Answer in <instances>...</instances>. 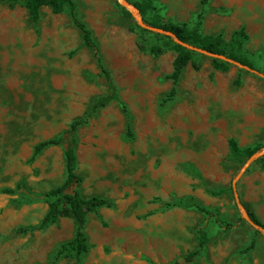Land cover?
Returning <instances> with one entry per match:
<instances>
[{
	"label": "rangeland",
	"instance_id": "374dc122",
	"mask_svg": "<svg viewBox=\"0 0 264 264\" xmlns=\"http://www.w3.org/2000/svg\"><path fill=\"white\" fill-rule=\"evenodd\" d=\"M73 1L117 96L77 130L81 195L114 201L87 215L89 249L78 264H184L199 229L206 243L193 264H264V237L234 199L231 183L242 164L227 144L230 137L241 147L264 144V0H151L147 20L157 14L161 23L192 27L201 13L204 35L220 34L228 42L241 27L248 34L242 55L252 71L231 63L226 71L214 70L211 57L194 54L170 97L175 53L137 48L162 44L156 32L140 33L116 0ZM100 75L67 12L42 7L34 23L24 6L0 3V264H76L72 258L53 262L74 234L71 218L21 229L37 225L46 212L35 195L64 179L62 147L49 145L33 157L34 146L57 137L106 93ZM20 181L25 190L3 192ZM236 188L241 203L264 223L259 162L247 167ZM183 197L218 209L232 227H220L194 207L169 205ZM252 237L256 246L244 251Z\"/></svg>",
	"mask_w": 264,
	"mask_h": 264
},
{
	"label": "trees",
	"instance_id": "16d2710c",
	"mask_svg": "<svg viewBox=\"0 0 264 264\" xmlns=\"http://www.w3.org/2000/svg\"><path fill=\"white\" fill-rule=\"evenodd\" d=\"M0 3H6L11 7L16 4L24 6L30 19L34 23L39 21L42 7H49L51 12L55 14L67 12L72 23L81 31L82 45L93 50L97 64L100 67V82L105 86L106 93L97 98L92 107L84 114L83 117L71 120L67 128L62 130L57 137L40 141L33 148L34 157L49 145H60L62 147L64 157V179L61 184L50 188L43 193L35 195V197L41 198L47 204L46 212L37 225L21 229L23 231H32L54 224L61 217L71 218L75 225L74 234L70 239L63 241L60 244L54 255L53 262H57L61 258H72L75 259L76 264H78L81 255L86 253L89 249L85 230L87 215L89 213L96 212V210L101 207H113L114 201L110 198L98 195H92L88 198L81 195L80 185L83 178L77 172V130L79 126L88 122L96 110L106 106L117 98L115 86L109 71L102 63L98 46L92 38L90 30L82 21L79 20L77 16L76 6L73 0H0ZM132 3L138 8L144 22L147 24L172 31L184 42L191 43L211 52L224 54L235 61L251 67L248 59L242 55L243 43L248 39V34L245 32L243 27L235 30L232 33L230 40L226 42L220 34L204 35L200 32L202 18L201 13L197 15V20L192 27L188 26L186 23H161L157 14H152L149 20L144 18V15L148 10L154 9L151 0H135ZM122 10L126 16H130V13L124 7H122ZM135 25L140 33L151 32L137 24ZM154 34L163 40L162 44L151 43L148 46H144L141 43H137V48L140 50H146L152 55H159L165 49L172 50L175 53L172 60V70L168 74V78L172 81V87L168 94V97H170L174 93L175 85L179 81L185 67L189 64V62H191L193 55L198 54V52L186 49L182 45L177 44L170 36L159 33ZM211 65L214 70L226 71L228 70L230 63L220 59L211 58ZM195 68L198 67L195 66ZM234 84H240V75L236 76ZM227 144L231 156L235 158L239 164H243L252 153L260 149L263 145L262 143H256L253 146L241 147L234 137H230L227 140ZM256 161L260 163L261 169L264 170V155ZM22 189L25 190L26 186L23 181H20L16 184L15 188H6L3 192L13 194L15 191ZM221 192V190L212 191V194L217 195ZM242 204L247 210L251 220L264 228V223L259 220L256 214L251 211L246 204ZM169 205L194 207L206 216L213 217L215 222L220 227H232V224L224 223L220 220L218 209L201 206L197 204L192 197L176 199ZM254 230L255 232H259L256 229ZM205 243L206 234L202 229H199L197 233V245L193 250L184 256V264H193L197 256L204 249ZM255 246L256 240L252 237L248 245L244 248V251H249ZM173 264L180 263L175 262Z\"/></svg>",
	"mask_w": 264,
	"mask_h": 264
},
{
	"label": "water",
	"instance_id": "95a60500",
	"mask_svg": "<svg viewBox=\"0 0 264 264\" xmlns=\"http://www.w3.org/2000/svg\"><path fill=\"white\" fill-rule=\"evenodd\" d=\"M116 1L131 14V16L135 19L136 24L139 25L140 27L145 28V29L150 30V31H153V32H156V33H159V34H164V35L170 36L174 42H176L177 44L182 45L186 49L193 50V51H196V52L201 53L203 55H206L208 57L220 59V60L229 62L231 64H235L238 67H243V68H245L247 70H251L252 71V69L249 66H247L245 64H242V63H240L238 61H235V60L227 57L224 54L211 52V51L202 49L200 47H197V46H195V45H193L191 43L184 42L181 39H179L172 31H169V30H166V29H163V28H160V27H156V26L147 24L146 22H144V20L141 17V14H140L138 8L134 4L130 3L127 0H116ZM263 155H264V144L261 146L260 149H258L254 153H252L245 160V162L242 164V166L240 167L239 171L237 172L236 176L233 178L232 183H231V187H232V190H233L235 202H236V204L238 206V209H239L242 217L244 218V220L249 225H251V227H253L254 229L258 230L260 233H262V235L264 237V228L262 226H260V225H257L256 223H254L251 220V218L249 217V215L247 213V210L245 209V207L243 206V204L240 201L239 194H238V191H237V188H236V184H237V181H238L239 177L244 173V171L247 169V167L252 162H254L258 158L262 157Z\"/></svg>",
	"mask_w": 264,
	"mask_h": 264
}]
</instances>
